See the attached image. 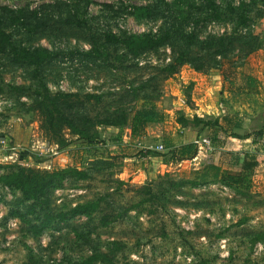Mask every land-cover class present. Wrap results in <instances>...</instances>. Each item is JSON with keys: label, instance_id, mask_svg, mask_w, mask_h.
<instances>
[{"label": "rangeland", "instance_id": "rangeland-1", "mask_svg": "<svg viewBox=\"0 0 264 264\" xmlns=\"http://www.w3.org/2000/svg\"><path fill=\"white\" fill-rule=\"evenodd\" d=\"M179 1L0 0V7L25 10L26 25L4 19L17 44L54 53L38 69L0 53V175L18 164L87 169L90 178H67L52 190L51 212L79 203L97 207L90 216L59 222L36 236L15 214L25 211L21 193L0 183V264H85L93 255L99 257L93 264H264V169L230 185L213 173L202 177L206 160L181 164L166 148L148 149L169 132L178 133L182 109L143 136L133 137L127 126H96L94 153L66 130L72 142L59 154L33 109L40 81L52 93L103 95L100 104L91 101L81 109L95 121L132 113L149 99L174 109L180 94L194 108V89L186 88L183 75L210 80L213 70L206 67L220 61L225 79L230 71L235 79L243 71L258 80L260 92L240 102L227 86L220 93L211 84L212 91L203 92L208 105L231 111L236 106L255 116L260 111L254 128L263 131L264 0H213L218 20L205 0ZM147 5L165 15L138 18L134 8ZM161 31L169 33L168 41L138 58L107 40ZM177 58L179 71L169 74L165 67ZM28 218L37 222L32 214Z\"/></svg>", "mask_w": 264, "mask_h": 264}, {"label": "trees", "instance_id": "trees-1", "mask_svg": "<svg viewBox=\"0 0 264 264\" xmlns=\"http://www.w3.org/2000/svg\"><path fill=\"white\" fill-rule=\"evenodd\" d=\"M207 9L213 11L215 20L222 19L218 6L213 0H205ZM180 4L185 3L184 0L179 1ZM157 8V10H156ZM159 7L156 5H147L135 7V14L138 18L154 17L159 13ZM0 53L6 54L9 60L14 64H26L35 68H40L47 63L54 55V53L47 47H26L17 44L12 35L7 32L4 27V19L8 18L14 23L26 25V14L24 9H11L9 7H0ZM164 11V10H162ZM156 13V14H155ZM169 39V33H144L142 35H130L127 37H117L112 35L107 38L109 42L122 44L130 55L138 58L142 53L156 49L165 44ZM226 40L220 39L219 45L224 46ZM221 53V52H218ZM183 55V54H181ZM222 57V56H220ZM182 58V57H181ZM225 59V57L223 58ZM223 63L219 61L212 66H207L211 69H221ZM169 74H175L179 71V59L177 63H171L165 67ZM206 68L197 69L205 71ZM232 74V75H231ZM232 76L234 81L236 75L230 71L229 76ZM231 79V80H232ZM238 79V78H236ZM240 82L237 90L242 94H258L260 92L258 80L251 74L241 72ZM233 87H231V90ZM2 89L0 88V91ZM151 102H144L137 107L134 112L121 114L115 118L110 117L98 118L93 120L81 109L86 105L85 103L96 101L100 104L103 101V95L96 93H80L58 91L52 93L47 84L43 81L37 85L35 89V100L33 109L37 110L41 117V128L55 141L59 149L69 146L72 142L66 130H69L71 135L76 136L77 140L84 143L89 150L97 152L99 149L96 142L98 132L95 130L96 126L100 125H119L127 126L133 137L141 135L149 122H158L161 120V114L153 108L156 100L149 99ZM199 120V119H198ZM181 122L187 124V120L181 118ZM205 125H212V121H203ZM218 122V121H215ZM261 139L264 137V130L258 131ZM233 136H240L234 134ZM164 147L174 156L173 159L191 160L198 154V146L195 143H184L180 146L173 147V144L167 140ZM264 149V145L262 147ZM104 163V162H103ZM259 165L257 156H248L244 159L242 170L239 173L229 171H220V168L214 164L204 167L201 171L202 177H206L213 173L215 178H220L222 182L227 184H236L247 179L248 175L252 174ZM67 178H75L83 180L90 178V172L87 169H80L76 166H68L61 170H48L35 168L26 165H12L0 175V183L6 187L18 190L22 195V200L25 203V211H16L22 220L29 225L32 234L38 236L45 230L54 228L59 222L68 221L77 216L92 215L97 207L94 203H79L65 211L51 212V192L58 187ZM192 184H197L191 181ZM185 181H181L178 185H184ZM34 215L37 222L28 218V215ZM56 228V227H55ZM98 255H93L85 261V264H93L98 260Z\"/></svg>", "mask_w": 264, "mask_h": 264}, {"label": "crops", "instance_id": "crops-1", "mask_svg": "<svg viewBox=\"0 0 264 264\" xmlns=\"http://www.w3.org/2000/svg\"><path fill=\"white\" fill-rule=\"evenodd\" d=\"M190 69L194 72V74H202L203 72L208 73L194 68ZM211 70H213V73L210 80L207 78L208 75L204 76L206 77L205 79L202 78L200 80L198 78H193V76L190 75H188L186 79V75H183L185 80L184 83L188 84L186 85V88L190 86V88L194 89L193 91L189 90L192 92V99L196 104L194 108L188 105L187 99L183 94L178 95V104L180 107H176L174 109L164 110L161 109L157 103L150 104L149 106L153 105V108L161 114V120L158 122H149L145 131L139 136L145 135L148 128L152 125L166 122L168 117L175 115V112L178 109H182L183 112H181V115L183 117L181 118L186 119L188 121L187 124L182 123V126H179L177 122L178 133L169 132V136L167 137L166 135V137L162 138L160 141L164 145L165 141L169 140L173 144V147L193 142L198 146L199 151L197 156L191 160L176 159L178 163L182 164V162L192 160H196L198 163H201L206 160L205 165L202 166V170L204 167L214 164L220 168L221 172H233L235 169L241 171L244 159L248 158V156L251 157L255 155L259 160V165L256 167L255 172L263 170L264 149L262 147L264 145V137L261 139L259 134L256 135V132L258 133V131L255 132L257 129L254 128V123L257 122L258 124V122L261 121L259 120L261 118V116H259L260 111H258L257 117L255 115H250L243 110L240 111L236 106L234 108V105V109L232 111L230 109L226 110L223 107L221 109L218 107L216 108L215 104H212L213 107H211V105H208V99H206L207 97L203 96V92H208L209 94V92L212 91V87L210 86L211 84L213 87H216L217 85L220 93L222 92V88L227 86L229 94L235 101L242 102L245 98H252L255 94H242L239 90H237V86L239 85L238 83L241 81L240 77H238V79H234V81L232 79V81L228 83V81L226 82L228 76L225 79L223 70ZM231 87H233L232 90ZM240 96H243V99L240 98ZM183 99L185 101L184 103L181 101ZM202 120L212 121L214 124L205 125ZM180 132H184L185 135H181ZM234 134H238L240 136H233Z\"/></svg>", "mask_w": 264, "mask_h": 264}, {"label": "built area", "instance_id": "built-area-1", "mask_svg": "<svg viewBox=\"0 0 264 264\" xmlns=\"http://www.w3.org/2000/svg\"><path fill=\"white\" fill-rule=\"evenodd\" d=\"M183 103L185 102L184 101V99L183 100H181ZM150 148H153V149H155V150H157V151H163L164 150V145L162 144V143H158V144H156L155 146H153V145H150V146H148V149H150ZM60 149H59V147L54 151V154H59L60 153Z\"/></svg>", "mask_w": 264, "mask_h": 264}]
</instances>
